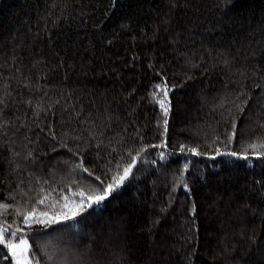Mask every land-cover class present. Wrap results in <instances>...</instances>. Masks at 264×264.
Here are the masks:
<instances>
[{
	"label": "trees",
	"instance_id": "trees-1",
	"mask_svg": "<svg viewBox=\"0 0 264 264\" xmlns=\"http://www.w3.org/2000/svg\"><path fill=\"white\" fill-rule=\"evenodd\" d=\"M0 206L32 264H264V0H0Z\"/></svg>",
	"mask_w": 264,
	"mask_h": 264
},
{
	"label": "snow or ice",
	"instance_id": "snow-or-ice-1",
	"mask_svg": "<svg viewBox=\"0 0 264 264\" xmlns=\"http://www.w3.org/2000/svg\"><path fill=\"white\" fill-rule=\"evenodd\" d=\"M161 91L163 92V98H161L157 102L160 104L164 115L167 116V86L165 85L161 89ZM164 124L166 126L167 120L164 121ZM165 131H167L166 127ZM251 147L256 146L251 145ZM132 167L133 165L129 164L128 167L124 169L123 175L116 176L113 178L112 182L104 184L102 190L90 192L87 196H85V193L82 191L78 192L77 195L80 197L78 201H74L69 204L68 198L64 197V204L62 209L57 212H54L52 216H49L47 212H40L39 214H37L35 211H30L26 214L21 213V215H23V223L30 227L32 224L47 225L49 223H59L61 220L67 221L74 219L82 212L86 211L89 208H92L94 204L99 206L104 200L108 199V197L114 191V186H119L123 183V181L130 174ZM85 171H87V169H85ZM101 183L103 184L104 182L101 181ZM40 203L43 204L44 200H41ZM0 207L6 208L7 206ZM63 209H67V211H64ZM20 231L21 229L17 227L15 231L9 232L8 228H5L3 225H0V245H3L7 249V252L5 253V258L7 259L10 257L13 260L14 264H32V261L29 257L30 244L28 239L23 235L19 237L16 236V233ZM6 235L8 236L7 239Z\"/></svg>",
	"mask_w": 264,
	"mask_h": 264
}]
</instances>
